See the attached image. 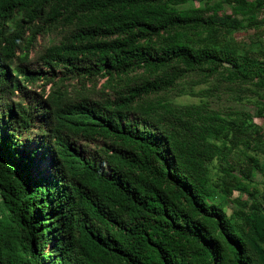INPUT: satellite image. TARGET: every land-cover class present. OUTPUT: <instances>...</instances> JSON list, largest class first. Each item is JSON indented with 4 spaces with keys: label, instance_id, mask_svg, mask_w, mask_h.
Segmentation results:
<instances>
[{
    "label": "trees",
    "instance_id": "obj_1",
    "mask_svg": "<svg viewBox=\"0 0 264 264\" xmlns=\"http://www.w3.org/2000/svg\"><path fill=\"white\" fill-rule=\"evenodd\" d=\"M261 118L264 0H0V264H264Z\"/></svg>",
    "mask_w": 264,
    "mask_h": 264
},
{
    "label": "rangeland",
    "instance_id": "obj_2",
    "mask_svg": "<svg viewBox=\"0 0 264 264\" xmlns=\"http://www.w3.org/2000/svg\"><path fill=\"white\" fill-rule=\"evenodd\" d=\"M187 6H190L191 7L192 5H187ZM195 6L197 7L198 4H196ZM253 34H254V32L238 33L236 35V37H237V39L239 41H242V42H245V43L249 44L250 42H249V39L248 38L250 36H252ZM99 88H100V84H99ZM179 101L182 102V103H197V102H199V99L183 97V98L179 99ZM256 122H257V124L259 126H261L263 128V131L261 133V138L264 139V118L257 119ZM30 137H31V139H34L35 140V142H33V143L32 142L31 143L30 142L28 143L29 150L31 151V153H33V152L35 153L37 150L42 151L41 150V147L39 145V139L36 138L35 135H31ZM24 153L26 154L25 151H24ZM260 159H261L262 163H264V155H260ZM33 163L35 165L34 166L35 167L34 172L37 173V171L38 172H41L44 168H46V167L49 166V159L46 161V163L43 166H40V167L37 166V163H35V162H33ZM262 179L263 178H262V175L261 174L256 173L254 175V180L256 181L257 184H260L259 185V189L260 190H263V186L261 185L262 184L261 183ZM238 196L239 195L237 193H235L234 196H233V199L237 198ZM244 198H246V196H244ZM233 209H235V208L232 205H230L229 208H228V211L231 213Z\"/></svg>",
    "mask_w": 264,
    "mask_h": 264
}]
</instances>
